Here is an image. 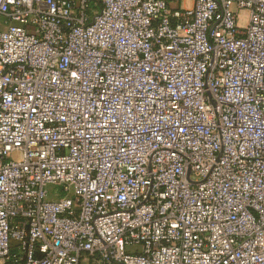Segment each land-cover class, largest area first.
Masks as SVG:
<instances>
[{
	"label": "built area",
	"instance_id": "2783aa9c",
	"mask_svg": "<svg viewBox=\"0 0 264 264\" xmlns=\"http://www.w3.org/2000/svg\"><path fill=\"white\" fill-rule=\"evenodd\" d=\"M0 264H264V0H0Z\"/></svg>",
	"mask_w": 264,
	"mask_h": 264
},
{
	"label": "rangeland",
	"instance_id": "374dc122",
	"mask_svg": "<svg viewBox=\"0 0 264 264\" xmlns=\"http://www.w3.org/2000/svg\"><path fill=\"white\" fill-rule=\"evenodd\" d=\"M244 18H245V17H244ZM244 23H245V21H244V20H242V21H241V24H243V25H244Z\"/></svg>",
	"mask_w": 264,
	"mask_h": 264
}]
</instances>
